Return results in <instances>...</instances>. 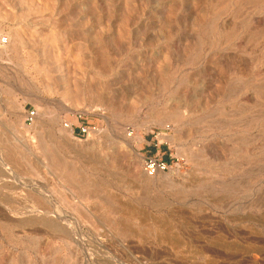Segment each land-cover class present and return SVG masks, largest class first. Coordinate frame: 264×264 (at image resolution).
I'll use <instances>...</instances> for the list:
<instances>
[{
    "label": "rangeland",
    "instance_id": "rangeland-1",
    "mask_svg": "<svg viewBox=\"0 0 264 264\" xmlns=\"http://www.w3.org/2000/svg\"><path fill=\"white\" fill-rule=\"evenodd\" d=\"M2 37L0 264H264V0H0Z\"/></svg>",
    "mask_w": 264,
    "mask_h": 264
},
{
    "label": "built area",
    "instance_id": "built-area-1",
    "mask_svg": "<svg viewBox=\"0 0 264 264\" xmlns=\"http://www.w3.org/2000/svg\"><path fill=\"white\" fill-rule=\"evenodd\" d=\"M7 42H8V40L6 37H2L0 39L1 44H6ZM35 117H36V111L35 110H31L28 112L27 119L29 122L32 123L34 121ZM66 126L71 127L73 135L76 134V131L72 126H70L69 124H66ZM89 131H90V127L88 125L84 124V122H83L81 125L78 126V133L77 134L80 136H84V135L89 134ZM166 167L167 166L164 162L158 161L155 158L149 157L146 160V168H147V170H149L151 172H154L155 170H158V169L164 170V169H166Z\"/></svg>",
    "mask_w": 264,
    "mask_h": 264
},
{
    "label": "bare ground",
    "instance_id": "bare-ground-1",
    "mask_svg": "<svg viewBox=\"0 0 264 264\" xmlns=\"http://www.w3.org/2000/svg\"><path fill=\"white\" fill-rule=\"evenodd\" d=\"M45 147V146H44ZM8 150H9V148H8ZM46 152V151H45ZM12 154V153H11ZM10 158H14V156L12 155V157H10ZM53 158V157H52ZM51 158V159H52ZM13 160V159H12ZM16 160V159H15ZM14 161V160H13ZM51 162H53V160L51 161ZM54 165V164H53ZM68 174V173H67ZM70 176V175H69ZM72 176V175H71ZM71 180H72V178H70ZM73 181V180H72ZM71 181V182H72ZM81 187V189H88L89 190V186H88V184H86L85 182L84 183H82V185L80 186ZM91 189V188H90ZM93 190V189H92ZM95 191V190H94ZM96 194V193H95ZM113 210V209H112ZM114 210H116V209H114ZM125 230V229H124Z\"/></svg>",
    "mask_w": 264,
    "mask_h": 264
}]
</instances>
